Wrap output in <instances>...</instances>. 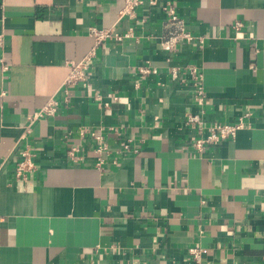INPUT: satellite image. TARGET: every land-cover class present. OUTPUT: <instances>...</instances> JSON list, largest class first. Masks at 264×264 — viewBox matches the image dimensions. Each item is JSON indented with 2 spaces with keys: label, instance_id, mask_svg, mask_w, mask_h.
Wrapping results in <instances>:
<instances>
[{
  "label": "crops",
  "instance_id": "0c3cea01",
  "mask_svg": "<svg viewBox=\"0 0 264 264\" xmlns=\"http://www.w3.org/2000/svg\"><path fill=\"white\" fill-rule=\"evenodd\" d=\"M143 1L120 20L126 0H0V264H195L194 247L202 264H264V0ZM169 2L202 41L164 49ZM91 27L132 37L98 47L66 101ZM146 64L158 74L141 78ZM189 66L204 76L202 106ZM52 98L57 113L24 139ZM198 113L244 125L199 152L187 122ZM25 149L35 169L19 179Z\"/></svg>",
  "mask_w": 264,
  "mask_h": 264
},
{
  "label": "built area",
  "instance_id": "2783aa9c",
  "mask_svg": "<svg viewBox=\"0 0 264 264\" xmlns=\"http://www.w3.org/2000/svg\"><path fill=\"white\" fill-rule=\"evenodd\" d=\"M144 3L143 0H126L125 6L119 13V19H129L133 20L137 17V11L139 7ZM152 5H156V1L152 0ZM163 11L166 14V33L163 37L164 49L167 51H177L178 47L182 43H196L197 41H202V38L195 37L187 27V24L184 19H182L175 9V7L169 2L167 5L163 7ZM242 27L241 23L236 24V29H240ZM89 35L95 40V47L92 51L79 62L71 63V73L68 79L65 82L63 96L66 101H68V95L70 92V88L75 86L80 82H86L90 76V68L93 63V59L96 55V49L108 41H113L117 43H122L125 39L131 38V32L120 34L117 32L115 28H97L91 27L89 28ZM3 45V37H0V47ZM3 65V70H8V67ZM158 69L152 67L149 64L138 68V75L141 78H145L151 74H158ZM185 76H187L193 83L194 91L193 98L199 106H202L204 100L206 98V89L203 83L204 76L202 71L198 66H189L185 69ZM171 77L173 80L180 79V70L177 68H173L171 71ZM117 99V98H116ZM60 107V102L57 99L52 98L43 108L39 111L33 113L31 116L27 118V125L24 127L23 138L27 139L32 131L33 126L36 122L41 119L49 116H54ZM249 116V115H248ZM187 122L195 127L197 130L196 140L194 142V148L203 152L207 147L217 145L221 141L227 139H234L238 133V131L243 127V122L240 121L238 124L226 125V124H215L211 127H208L207 123L202 114H190L187 117ZM93 138L97 141L98 147L96 152L99 156L104 154H108L110 152L109 146L103 142V137L100 135H96L92 133ZM125 150L127 153H138L137 149H130L129 145L125 146ZM79 150L75 147L70 149L67 154L70 160L73 162H77L80 160L77 156V152ZM104 159L102 157L99 158V162L97 164L98 167H102L104 163ZM35 169V165L32 161V154L29 149H25L22 151L21 160L17 164L16 167V176L19 179H26V174L33 171ZM190 254L192 256V260L195 264H202L203 253L202 250L198 247H194L190 249Z\"/></svg>",
  "mask_w": 264,
  "mask_h": 264
}]
</instances>
